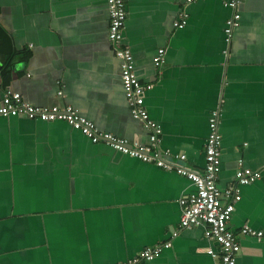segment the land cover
<instances>
[{"label":"crops","instance_id":"crops-1","mask_svg":"<svg viewBox=\"0 0 264 264\" xmlns=\"http://www.w3.org/2000/svg\"><path fill=\"white\" fill-rule=\"evenodd\" d=\"M124 2L123 44L138 80L152 85L144 105L161 125L160 150L201 172L209 114L219 111L217 187L221 203L234 205L235 264H264V238L240 234L264 232V172L239 187V201L223 195L239 162L252 171L264 163V0H243L229 46L222 0ZM108 23L106 0H0V101L8 87L35 106L69 105L100 132L148 146ZM160 48L165 62L155 67ZM194 192L186 178L94 144L66 122L0 117V264H117L165 243L143 264H219L204 252L218 248L203 226L180 228L179 201Z\"/></svg>","mask_w":264,"mask_h":264},{"label":"built area","instance_id":"built-area-1","mask_svg":"<svg viewBox=\"0 0 264 264\" xmlns=\"http://www.w3.org/2000/svg\"><path fill=\"white\" fill-rule=\"evenodd\" d=\"M196 0H186L187 4ZM243 0H222V4L230 11V15L223 27L224 41L229 46L233 32L239 26V7ZM109 23L108 41L113 47L114 55L119 61V76L124 92V97L132 119L140 122L148 131L149 145L142 147L130 144L124 139L116 138L108 133L100 132L95 125L80 116L75 109L67 105L65 107H39L22 100L20 93L6 88L0 101V117H19L28 120L42 122L63 121L92 143L103 142L113 150L128 155L141 162L153 164L165 171H172L189 180L195 187L194 194L180 199L181 207L180 228L189 229L203 226L205 236L217 246L218 251L207 248L205 253L219 258V264H235L240 246L236 236L228 229L227 223L234 211L233 203L222 204L221 192L217 187V176L221 164V135L219 132V111L213 110L208 118V135L204 146V167L201 172L186 168L184 154H172L169 150H160L162 128L161 125L150 119L144 105L145 94L152 89V85L142 84L135 73L133 56L130 49L123 44V31L126 20L124 0H106ZM186 13H182L173 23L176 29H182L186 25ZM225 54L227 51L224 52ZM165 50H157L153 58L155 67L165 62ZM61 95V92H58ZM238 163L235 172V181L223 192L225 197H233L234 201L240 200L239 187L246 186L260 178L264 172V163L259 171L243 168ZM240 234L245 237L263 239L264 232L244 226ZM176 232L172 234L173 237ZM170 247V243L161 244L152 248H146L131 260L117 264H143L153 261L163 249Z\"/></svg>","mask_w":264,"mask_h":264},{"label":"water","instance_id":"water-1","mask_svg":"<svg viewBox=\"0 0 264 264\" xmlns=\"http://www.w3.org/2000/svg\"><path fill=\"white\" fill-rule=\"evenodd\" d=\"M58 92H61V91H58Z\"/></svg>","mask_w":264,"mask_h":264}]
</instances>
